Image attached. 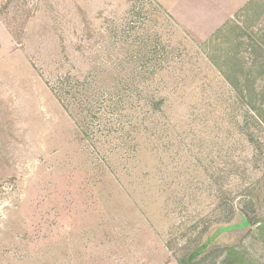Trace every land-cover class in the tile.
I'll return each instance as SVG.
<instances>
[{
  "label": "rangeland",
  "instance_id": "1",
  "mask_svg": "<svg viewBox=\"0 0 264 264\" xmlns=\"http://www.w3.org/2000/svg\"><path fill=\"white\" fill-rule=\"evenodd\" d=\"M164 2L0 0V264H264V0Z\"/></svg>",
  "mask_w": 264,
  "mask_h": 264
},
{
  "label": "crops",
  "instance_id": "2",
  "mask_svg": "<svg viewBox=\"0 0 264 264\" xmlns=\"http://www.w3.org/2000/svg\"><path fill=\"white\" fill-rule=\"evenodd\" d=\"M162 1V0H161ZM165 1V2H164ZM163 2L166 5V8L172 13H181L184 14L185 16H190L192 13V9L190 8V6H186L184 3L186 2V0H163ZM194 14V13H193ZM219 17L221 16V14H218ZM229 15V14H228ZM227 15V16H228ZM224 21V19H220L218 18L217 21H214L213 27H216L220 24H222Z\"/></svg>",
  "mask_w": 264,
  "mask_h": 264
},
{
  "label": "trees",
  "instance_id": "3",
  "mask_svg": "<svg viewBox=\"0 0 264 264\" xmlns=\"http://www.w3.org/2000/svg\"><path fill=\"white\" fill-rule=\"evenodd\" d=\"M242 220H243V219H242ZM243 221H244L243 223H244L246 226H248L249 222L246 221V220H243ZM245 225H244V226H245Z\"/></svg>",
  "mask_w": 264,
  "mask_h": 264
}]
</instances>
